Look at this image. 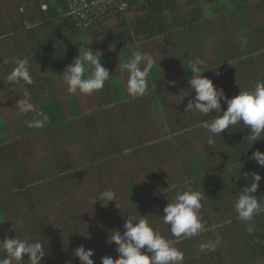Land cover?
Returning <instances> with one entry per match:
<instances>
[{
    "label": "trees",
    "instance_id": "1",
    "mask_svg": "<svg viewBox=\"0 0 264 264\" xmlns=\"http://www.w3.org/2000/svg\"><path fill=\"white\" fill-rule=\"evenodd\" d=\"M155 1L145 0L143 7L136 11L146 9ZM260 1L262 0H232L237 10L236 16L242 17V19L238 18L245 23L242 25L240 22V26L249 27L247 26L249 24L247 16L253 12L251 9H261V4L256 3ZM65 5L66 20L63 23L69 26L68 31L71 34L75 32V34L82 36L83 33L90 32L102 23L119 18H106L90 30H82L67 16V0H65ZM128 5L133 7L132 2H129ZM263 5L264 3H262ZM61 20L54 21L60 23ZM3 29L4 26L0 27L1 33ZM163 29L165 30L166 26H163ZM17 31L15 30V32ZM4 35L6 34H0V53L1 50L7 48L6 44H8L7 40L3 38ZM57 36L60 37L61 34H55V40L50 39V37L43 40L32 35L28 37L32 42L30 49L37 64H40L47 73L40 78L32 76L34 83L42 79L48 90V92H45L39 86L33 89L34 93L46 94L45 99L39 96L38 102L34 103V119L41 118L37 116V113H43L48 117L40 133L44 137V141L51 144L55 141L57 143L55 147L65 150L66 155L59 153L60 155L56 156L55 153H49L47 150L44 154L38 155V139L41 141L40 145H43V141L40 135L37 137L38 132H31L26 128L28 127L26 122L29 120H24V125L22 123L17 124V120L13 116L17 134V137H14L12 131L7 127L4 116L0 115V240L15 236L30 242H42L46 247V255L41 262L43 264H55L53 258L59 254H63L62 257L70 254L76 259L74 263L70 264H80L78 258L74 256V250L80 245L85 247L83 236L88 233L90 228L95 227L104 230L106 240H108L111 231L116 229L121 232L124 231V221L127 219V215H135L137 219L140 218V215H146L145 218L149 224L154 229L159 230L165 238L173 240L175 247L183 252V264H264V211L254 215L252 221L254 230L248 232V224L237 218L234 208V198L237 199L239 192L252 181V172L259 173L261 180L258 182L256 192L250 195L260 198L261 203L264 204V167L259 166L255 160L250 159L253 151L257 149L264 151V136L250 145L248 129L241 123L234 127L230 126L228 130L226 129L219 137L215 138L213 144L210 145L208 142L204 144L208 150L207 152L204 149L196 150L194 148L195 143L191 142L187 135L200 121L211 120L219 113L213 112L209 116H204L195 111L182 112L175 121L173 118L169 122L162 120V113L168 107V105H165V108H163V104H171L174 99L177 101L180 99V95L175 92L172 94V99L168 98L167 101L163 102L161 101V95H152V93H145V98L130 96L128 98H132V100H128L126 95L129 94L126 91H120L122 90L120 86L121 88L112 89L106 95L99 97L98 101L96 100L97 109L94 112L97 120L85 119L79 100L74 95L67 93L66 100L69 107V114H67L62 106L54 82L56 78L60 79L59 72L62 69V66H60L61 53H58L59 38H56ZM84 45H86L85 48L90 47L93 51H98L105 46V43H84ZM263 49L264 43H258L251 51L248 47V52L253 54L257 51L262 52ZM18 50L20 52L23 48L19 47ZM75 50L76 46L73 45V49L63 52L66 60L69 54ZM235 51L237 57L230 56L231 51L225 50L223 58H218L215 66L212 67L213 69H209L211 66L210 57H201L200 49H196L197 56L205 61L208 68L202 75L211 79L216 88L221 87L218 84V76L215 75L216 69L221 68L232 71L230 76L233 79L228 83L240 81V78L243 81V74L249 77L253 74L250 59L246 61L247 65H243V69L239 64H231V62L236 63V58H238V63L243 60L238 57L239 50ZM46 54L48 55L46 56ZM189 55L186 51L181 53L180 68L173 74L179 82L186 81L188 86V80L191 77L189 65L195 58V56L190 58ZM100 56V60L105 61L106 56L104 54ZM65 65L69 66L70 64L67 61ZM101 65L108 69L109 80L113 79L115 71L110 70L108 62L101 63ZM118 71L127 74L121 69ZM248 73L251 75H247ZM7 75L8 73H5L0 77V99L9 94L16 97L21 92L28 93L27 90L30 87L24 90L20 87L25 84L24 82H10L6 78ZM60 80L63 83V79ZM63 85L60 87L65 91L66 85L64 83ZM159 85L163 84L159 82ZM29 100L31 102L32 99ZM123 101L132 103L130 107H127L129 103L125 104V109H122L121 112H126V114L120 115L118 110L123 107L121 105ZM136 103L139 107L137 111L135 108ZM226 107L227 105L221 104L222 110H225ZM150 111L153 116L157 117L155 123L157 127L153 131L155 134L150 139L153 144H157L153 147L146 146L147 142H143L140 138L142 136L136 133V128H138V131L141 129V132H143L142 126H153L146 124ZM123 118L131 119L125 128L122 125ZM107 121V126L114 129L112 131L114 138L100 136L98 141L100 149L97 153L94 150L95 145L89 142L92 151L88 158H93L85 167V173L89 168H93L94 170L98 169L97 172L101 174L105 173L113 176L112 171L116 168L121 170V164H128L130 157L129 155L122 156L121 145L128 142L131 145L132 141L135 146L140 147L139 150L143 157L152 158L153 162L158 161L160 155L169 156L170 159L174 157L176 160H170L171 170L174 172L173 180L170 182L164 171L160 182H158L159 178L153 180L151 177L147 188L149 194L142 196L139 193V182L135 181L133 173H129L130 175L124 178L123 189H115V201L109 202L106 206H102L100 200H96L97 207L95 208H91L90 204H87L82 198L81 201H78L71 180L75 177L79 182L80 178L74 174V177L69 179V175L64 169L79 165V162L76 163L78 154L88 148L86 144L79 148V139L83 136L92 138L91 135H88L90 125L93 126L94 123L101 122V126L96 128L99 130V128H103L102 124L106 125ZM181 121H184V123ZM145 131L148 132L146 129ZM182 135L185 136L183 139ZM209 135L211 134L209 133ZM32 136L37 139H32ZM17 139H20L23 143L18 142ZM121 140L125 141L120 142ZM184 146L188 147V154L179 153L180 148ZM93 151L95 154H92ZM88 154V151H86V155ZM33 156H41V166L35 174L31 173L29 171L30 167L27 166L28 161L34 159ZM130 162H132V159H130ZM153 162L148 163L145 167L150 169ZM178 166L180 168L176 169ZM77 169L79 171V168ZM139 172L147 175L148 171L143 169ZM65 178L68 181L70 180L71 183L66 185ZM208 186H222L223 196H220L221 194L216 195L207 188ZM88 187L90 192L99 191V188L93 182H89ZM189 187L196 191L204 189L203 191L211 200L212 206H215L217 202L223 203L221 211L226 214L225 217L220 218L219 210L214 208L215 215L219 216V220L215 225V227H218V235L214 231L215 228L208 224L204 225V229L194 237L177 239L172 236L170 226L163 223L161 215H163V208L166 206L167 201L170 202L178 190ZM104 190H108V188ZM71 195L76 196L75 199L71 198ZM215 197L218 199L216 200ZM62 198H64V202ZM84 223H87L88 226L83 227ZM120 223H123V225L120 226ZM199 241L201 244H199ZM208 241L216 242L215 250H203L204 253L201 255V245ZM229 241L232 244L228 247L227 242ZM103 242L101 249L99 248V254L95 255L97 259H95L94 264H100V259L103 256L117 254L114 243L107 244L106 241ZM4 255L3 250H0V258H3ZM64 259L62 260L63 264L66 262ZM27 260L28 257L25 256L22 264H26Z\"/></svg>",
    "mask_w": 264,
    "mask_h": 264
},
{
    "label": "clouds",
    "instance_id": "2",
    "mask_svg": "<svg viewBox=\"0 0 264 264\" xmlns=\"http://www.w3.org/2000/svg\"><path fill=\"white\" fill-rule=\"evenodd\" d=\"M100 55L99 51H93L90 47L83 49L82 54L79 50L78 57L61 74L68 93L91 95L104 87L110 75L108 69L99 62ZM154 63L156 61L151 55L140 50H133L131 56L121 62V71L128 74L126 87L131 96L146 93L149 72ZM206 69L208 68L205 61L199 57L190 62L191 77L188 84L190 91H195V96L185 105V112L195 111L204 116H209L213 112L219 113L211 120H203L200 123V127L211 134L208 143L213 144L215 138L222 132L241 123L248 129L250 145L264 136V81H257L251 89H239L237 95L227 98L222 89L216 88L211 79L202 75ZM6 78L10 82L22 81L31 85L33 78L28 60L18 59ZM25 96L27 97V93ZM221 101L227 104L225 110L221 109ZM16 103L21 113L35 110L27 98ZM37 116L41 118L26 122L28 127H44L48 117L42 113H37ZM250 159L264 167V151L259 149L253 151ZM251 176L252 181L239 192L234 203L237 218L248 224V232L254 230L252 224L254 215L264 211V204L260 198L250 195L256 192L261 176L257 172H252ZM203 195L201 191L189 187L178 190L175 197L170 202L167 201L161 216L163 223L170 226L172 236L177 239L191 238L204 229L199 215ZM115 199L116 193L108 189L100 192L93 203L100 200L102 206H106ZM145 217L146 215H140L137 219L135 215H127L124 231L116 229L109 233L106 243H114L117 254L101 257L100 264H183L184 254L175 247V242L154 229ZM215 247L216 242L208 241L201 245V250L214 251ZM0 250L5 253L4 257L0 258V264H22L25 256L28 257L29 264H41L46 255V247L42 242H30L15 236L0 240ZM93 255V251L86 250L83 245L74 250V256L78 258L80 264H94L91 259Z\"/></svg>",
    "mask_w": 264,
    "mask_h": 264
},
{
    "label": "crops",
    "instance_id": "3",
    "mask_svg": "<svg viewBox=\"0 0 264 264\" xmlns=\"http://www.w3.org/2000/svg\"><path fill=\"white\" fill-rule=\"evenodd\" d=\"M256 3L261 4V9H251L253 10L251 14L263 10V0ZM3 11L6 12V15L3 14ZM65 11V0H0V27L4 26L3 32L0 31V34H6L3 38L7 40L9 44L7 46L14 47L17 55H20L22 53L19 52V47L23 48V45H28L31 48L32 42L28 38L29 35L43 40L48 37L55 40V34L59 35L60 33L61 36L56 37L59 38L58 53H61L60 79H63L61 74L67 67L65 63L68 61L71 64L78 57L79 50L82 54V50L86 46L84 43L104 42L105 46L98 51L101 55L104 54L106 59L101 61L99 58V62H108L110 70L115 71V75L113 79H108L105 82L101 90L94 91L91 95L103 96L110 90L119 88V78L127 76V74L118 71L121 62L129 58L133 50L143 51L156 60L161 59L162 64V67H159L157 63L153 64L148 76L146 93L161 95L163 102L167 101L164 96H172L175 92L180 95V99L179 102L176 99L173 101L178 104L182 103L183 106L194 96L182 101L183 94L190 95L188 85L184 80L179 82L173 75L180 68L181 53L186 51L190 54V58L191 56L196 58L198 57L196 49H200L201 57H210L211 66L209 69H213L217 59L224 56L221 54L224 53L222 48L231 45L227 42L236 41L238 37L236 31L238 26L240 27L239 18L236 17L237 10L232 0H156L144 10L127 12L117 19L102 23L90 32L83 33L82 36L73 31L75 35L71 34L68 31L69 26L63 23L66 20ZM251 14L249 13L247 16L249 23L252 21L249 18ZM54 20H61V22L56 23ZM241 24L245 23L241 22ZM163 26H166L165 30ZM15 30L18 31L15 32ZM222 39H225L226 45L222 43ZM73 45L76 46V50L69 54L66 60L63 52L73 49ZM167 68L171 70H167ZM215 75L221 81L229 77H231L229 81L233 79L230 75L224 77L217 72ZM159 82L163 85L158 86ZM241 84L242 81L239 82V80L230 83L224 82L218 89H222L225 96L231 98L232 95L238 94ZM121 87L123 90L127 89L126 83ZM251 88L253 87L244 89ZM233 91L236 93L234 94ZM126 92L129 94L128 91ZM80 94L72 95L76 97ZM130 96L129 94L128 97ZM95 98L99 99L98 96ZM221 104L227 105L224 101H221ZM135 108L137 111L138 105ZM149 116H153L151 111ZM95 255L96 253L91 257L94 262L97 259ZM68 262L74 263L75 261L71 259ZM26 264L29 262L27 261Z\"/></svg>",
    "mask_w": 264,
    "mask_h": 264
},
{
    "label": "rangeland",
    "instance_id": "4",
    "mask_svg": "<svg viewBox=\"0 0 264 264\" xmlns=\"http://www.w3.org/2000/svg\"><path fill=\"white\" fill-rule=\"evenodd\" d=\"M3 3V2H2ZM264 3V0H263ZM4 4V3H3ZM259 4V3H258ZM257 12V13H256ZM3 14L6 15V12L3 11ZM237 17V16H236ZM239 18L242 19V17L238 16ZM249 18L252 19V21L249 23V27L246 26H238V29L236 31L237 34V39L236 41L233 40V42L229 41L227 42V44H231V45H226V41H224L225 39H222V43H224L227 47L226 48H222V50L225 52V50H230V56H236V51L235 50H239L238 51V57L242 58L243 60L240 61L238 63V58H236V63H232L233 65L235 64H239L240 67L243 69V65L246 64L247 65V60L250 59L251 65H252V69H253V74H247V75H251V77L246 76V74H243L244 76V80H240L242 81V84L240 85L239 89L243 90L244 88H248V87H254L257 81H263L264 80V52H253V54H249L248 52V47L250 49V51L257 46L258 43H264V7L263 10L261 12L259 11H255L253 14H251L249 16ZM242 20H239V23ZM239 31V34H238ZM223 44V45H224ZM235 44V45H234ZM7 45V44H6ZM9 45V44H8ZM231 46V47H229ZM237 47V48H236ZM235 51V52H234ZM22 54L17 55L16 49H14V47L11 46H7L6 49L1 50L0 53V77H2L3 75H5V73H10L13 68L15 67V63L18 59H27L29 62V69L31 72V75L33 77L36 78H40L41 76L46 75L47 73L43 70L42 66L39 64H37L35 57L32 54V51L30 50V47L23 45V50L21 51ZM235 53V54H234ZM222 55H224V53H221ZM249 54V55H248ZM237 57V56H236ZM156 61V63L159 65V67H162L161 64V59H154ZM167 70H171L170 68H167ZM217 73L223 75L224 77H229L230 74H232V71H226L225 69H216L215 70ZM234 76V75H233ZM239 77V76H238ZM240 78V77H239ZM258 78H262V79H258ZM55 79V78H54ZM128 79V74L127 76H123L121 78H119L118 82L120 83V86L125 84L127 82ZM241 79V78H240ZM40 80V79H39ZM239 81V82H240ZM22 82V81H21ZM56 83L55 87H57V92L59 93L58 96L61 98V102H62V106L64 108V110L67 112V114H69V107H68V103L66 100V94L67 92V86H65V91L62 90V86L63 83H61V80L56 78L55 81ZM224 82H229V78H226L224 80H220L218 79V84L221 86L222 84H224ZM37 86L41 87L42 90L44 89L45 92L48 90L46 89L47 85L46 83L41 79L39 82L37 83H32L31 85L28 84H22V86H20L21 88H23L24 90H26L27 87H30L27 93V97L25 96V94L23 92H21L18 96L13 97L12 95H7L4 96L3 100L0 99V115H3L5 118V121L7 122V127L10 131H12V135L14 137H17V134L15 132V128H16V124H15V120L13 119V116H15V119L17 120V124H21L24 125L25 121L24 120H33L34 119V111L32 112H28V113H21L19 111V108L17 106V101L21 100V99H32L31 103L34 105V103L36 104L38 102V98H40L39 96H41V98H46V94H39V93H34L35 91H33V89H35ZM61 86V87H60ZM185 88V87H184ZM49 89V88H48ZM119 89V88H118ZM186 89V88H185ZM120 91H127V89H122ZM188 92H190V95L187 94H183L182 95V101L187 100L188 98H192L193 96H195V91L189 89L188 86ZM79 93V92H78ZM233 93L235 94L236 92L233 91ZM187 95V96H186ZM101 97L100 95H78L76 96L77 99L79 100V103L81 104L82 107V112L85 115V119L87 118H92L97 120L96 118V113L94 112L96 109V103L94 101H98V99H96L95 97ZM141 98H145L146 96L141 95ZM235 95H232V97ZM126 97L128 98V95H126ZM166 97V99H172L173 96H164ZM131 98H128V100ZM43 100V99H42ZM179 102V101H178ZM178 102L173 101L171 104L168 105V107L164 110V113H162V120L168 121L171 120L173 118V120L175 121L178 117V115L182 112H185V105L183 106L182 103L178 104ZM129 105L127 107L131 106L132 102H128V101H123L121 103V105L123 107H121L120 110V115H124L126 114V112H121L122 109L124 108L125 104ZM166 103L163 104V108H165ZM182 105V106H180ZM35 107V106H34ZM130 113V112H129ZM43 114V113H42ZM156 119L157 117H153V116H149L146 119V124H150L153 126L150 127H144L142 126V130L143 132H141L140 126L139 129L140 131H138V128L136 133L142 137H140L143 142H147L146 146L149 147H153L155 145H157L156 143L153 144L152 141H150V139L154 136V132L156 130L155 123H156ZM184 120V117L182 118ZM131 119H124L123 118V123L122 125H124V128L130 123ZM81 122V121H80ZM182 123H184V121H181ZM83 123V122H82ZM200 123L197 124L194 129L189 132V134L187 135V137L191 140V142L195 143L194 148L196 150L198 149H204L205 152H207V148L204 146V144H206L209 140V132L200 127ZM108 121L106 122V125L102 124L103 128H99L96 129L97 127L101 126V122H96L94 123V125H90L91 127L88 128V130L90 131V133H88V135H91L92 138L88 137V136H83L82 138L79 139V143H78V147L81 148V146L83 144H86L88 146V148L83 151L82 153L80 152V154H78V160L76 161V163L79 162V165L76 166H71L70 168L64 169L65 172H67L69 175V179L74 177V174H76L79 178L80 181L78 182L77 179L74 177L71 182H72V186L74 188V190H76V195H77V199L78 201H81L80 199H84L86 201L87 204H90L89 206L91 208H95L97 207V203L96 201L93 203V201L98 197L99 193L102 192L105 188L111 189L113 191H115V189H123L124 186V178L129 176V173H133L134 177H135V181L139 182V193L142 196H146L148 195V191L147 188L149 186V179L152 177L153 180H155L156 178H159L160 182L162 180V176H163V171L165 172V175L167 176V178L170 180V182L173 180V174L174 172H172L171 170V165H170V160H176L174 157H172L171 159L169 158V156L166 155H160L159 160H155L153 162V159H148L143 157L142 153H140V147L135 146V143H133L131 141V145L128 143H123L121 145V148L123 150V154L122 156H127L129 155V160H128V164H121L120 168H116L115 170H113V176H110L109 174H105V173H99L97 172L98 169H93V168H89L87 173L84 172L85 167L89 164L91 160L90 157V152L92 151L91 146L89 144V142H91V144L95 145L94 150L96 151L95 153L98 152V150L100 149L99 146V137H113V130L111 129L109 126H107ZM143 125V122H142ZM28 130H30L31 132H38L37 133V137L40 135V137L42 138V144L41 141L38 139V155H42L45 153V151L47 150L49 153H55L56 156H59L60 154H64L66 155V151L62 150V149H57L55 146L57 145V143L54 141L51 143H48L47 141H44V137L41 135V128H30V127H26ZM148 130V132L145 131ZM186 129V127H185ZM35 133V134H36ZM185 136L182 135V139ZM114 138V137H113ZM32 139H37L35 136H32ZM18 142L23 143L20 139H17ZM125 141V140H121L120 142ZM148 147V148H149ZM193 148V147H192ZM209 148V145H208ZM139 150V151H138ZM86 151H88V155H86ZM58 152V153H56ZM60 153V154H59ZM94 151L92 154H95ZM179 153L181 154H188V147L184 146L182 148H180ZM77 156V155H76ZM174 156V155H172ZM34 159L29 160L28 161V167H30L29 171L33 174L37 173L39 171V168L41 166V156L37 157V156H33ZM38 158V159H37ZM62 159H66V158H62ZM130 159H132V162H130ZM37 160V161H36ZM153 162V164L150 166V169L146 168L145 165H148V163ZM79 168V171L78 169ZM166 168V169H165ZM180 167L178 166L176 169H179ZM147 170V175L142 174L141 172H139L140 170ZM120 170V171H119ZM124 171V172H123ZM129 171V172H128ZM137 176V177H136ZM70 180L68 181L65 178V184L68 185L71 183ZM89 182H93L97 188H99V191H92L90 192L89 190ZM137 182V183H138ZM207 188H209L210 190H212L216 195L221 194L220 196H223L224 194V190L222 189V186L219 187H215V186H208ZM204 189L201 190L203 195V198L201 200V209L199 210V215L201 217L202 223L203 225H208L211 224V226L214 229V231L217 233V229L218 227H215V225L217 224V221L219 220V216L215 215L214 212V208H217L220 212V218L221 217H225L226 214L224 212L221 211L222 207H223V203L222 202H217V204H215V206H212L211 204V200L208 199L207 195L205 194V192L203 191ZM76 196L71 195V198L75 199ZM64 198H62V201ZM76 199V200H77ZM215 199L217 200L218 198L215 197ZM66 200V199H65ZM236 200V197L234 198V202ZM232 201V200H231ZM227 202V201H226ZM93 203V204H92ZM228 203V202H227ZM154 223H156L154 221ZM87 225V223L83 224V227ZM123 223H120V226H122ZM88 226V225H87ZM103 227V226H102ZM105 231L97 229L95 227L90 228L88 233H85L83 236V240H84V245H85V249H91L94 254L96 253L97 255L99 254V248L101 249L102 247V242L105 243L106 241V236H105ZM109 233V232H108ZM215 233V234H216ZM200 242V241H199ZM201 244V242L199 243ZM232 244V242H227V246L229 247ZM204 252L201 251V255ZM63 254H59L54 256L53 258V262H55V264H63L62 260L63 258L64 261L68 262L71 259L73 261H75L76 259L68 254V256L66 257H62Z\"/></svg>",
    "mask_w": 264,
    "mask_h": 264
},
{
    "label": "built area",
    "instance_id": "5",
    "mask_svg": "<svg viewBox=\"0 0 264 264\" xmlns=\"http://www.w3.org/2000/svg\"><path fill=\"white\" fill-rule=\"evenodd\" d=\"M133 3V7L128 5ZM145 0H67V16L82 30H90L106 18L121 17L141 9Z\"/></svg>",
    "mask_w": 264,
    "mask_h": 264
}]
</instances>
